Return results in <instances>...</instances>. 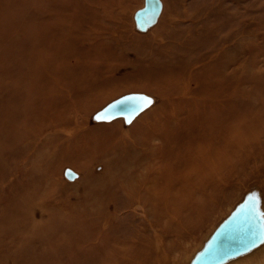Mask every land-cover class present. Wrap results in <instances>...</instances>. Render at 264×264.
Returning a JSON list of instances; mask_svg holds the SVG:
<instances>
[{"label": "rangeland", "instance_id": "obj_1", "mask_svg": "<svg viewBox=\"0 0 264 264\" xmlns=\"http://www.w3.org/2000/svg\"><path fill=\"white\" fill-rule=\"evenodd\" d=\"M142 1L0 0V216L32 205L6 264H264L221 242L264 211V0H166L158 32Z\"/></svg>", "mask_w": 264, "mask_h": 264}, {"label": "bare ground", "instance_id": "obj_2", "mask_svg": "<svg viewBox=\"0 0 264 264\" xmlns=\"http://www.w3.org/2000/svg\"><path fill=\"white\" fill-rule=\"evenodd\" d=\"M160 2H162V5L160 4ZM138 5H139V6H137L138 8H136L135 11H133V16H134V13L141 7H142L141 13L138 14V17H143V16H146L149 14L151 15V14H153V12H155V20L151 25H149L148 32H152L159 25L160 26L158 27V30L156 32L160 31L163 27V24H165L167 21H169L171 19V17H170V4H168V1L166 3V0H161V1L160 0H145L144 3L142 1ZM134 27L136 28V23H134ZM197 66L192 67V66H188L186 64H182V67L184 68V73L194 70L195 68H197ZM171 70H174V69H172L169 65H165V67L157 68V73H167L169 76H171V74H172V73H170ZM128 86L138 87L136 85H128ZM10 197L12 198L11 207L9 209H7L0 216V234H2L4 237H6L8 235L11 237V241L8 243L6 251H9L15 247L16 237H18V235L20 233L18 225L22 222H25V223L29 222V220H30L29 215L31 213L30 207H32L31 203H24V202L20 201L22 198H31V194L28 191L15 190L14 193L10 195ZM22 235L24 237H30L32 234L30 232L23 231ZM257 240H259V239H256L255 242H257ZM221 242L225 243L227 246H228V244H230V249L228 252V253H230V251L234 250L235 248L238 249L237 247L251 243V240L248 237L247 230H244V231L235 230V233H230V234L224 235L221 238ZM233 245H236V247H234L232 249ZM217 251L218 250H215V251H213V253H215ZM222 251L224 252V250L222 249L219 251V253ZM260 252H264V243L260 247L255 248L254 250L251 249V251L248 252L246 255H243L241 257H238L239 255L238 256L236 255L237 258L233 256L232 259L234 258L236 261H241V260H245L247 258L254 257L255 255L259 254ZM236 253H237V251H236ZM227 254L225 256H227ZM216 255H218V253ZM30 257H31L30 255H28V256L24 255V252L22 251V246H21L19 249V252H17L13 257V263L17 264V263L26 261ZM222 257H223V255H222ZM213 259H214V256H213ZM7 260H8L7 256L2 255L0 253V264H6ZM235 260H234V262H236Z\"/></svg>", "mask_w": 264, "mask_h": 264}, {"label": "snow or ice", "instance_id": "obj_3", "mask_svg": "<svg viewBox=\"0 0 264 264\" xmlns=\"http://www.w3.org/2000/svg\"><path fill=\"white\" fill-rule=\"evenodd\" d=\"M155 20V12L151 15H146L144 17V22L148 25H151ZM133 99V98H129ZM139 102L132 108L131 113L128 118H126L127 123H131L132 119L135 115L142 112L146 107L151 104V99L148 97H139L135 98ZM115 107V105L111 106ZM116 113L111 112L110 110H105L104 113L98 114L96 119L98 120H111L116 117ZM257 197L255 195L251 196L248 202L244 205L240 206V209L237 213V218L234 221L233 230L244 231L247 230L248 237L251 240V243L247 246V248H251L255 246V239L253 237L259 234L262 238H264V211H259L257 204ZM259 220V224L256 221ZM259 230V232H257Z\"/></svg>", "mask_w": 264, "mask_h": 264}]
</instances>
